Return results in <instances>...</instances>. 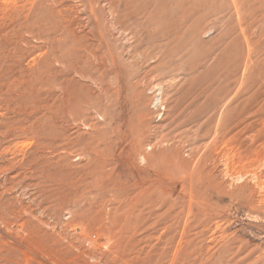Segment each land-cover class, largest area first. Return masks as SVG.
<instances>
[{"label":"rangeland","instance_id":"374dc122","mask_svg":"<svg viewBox=\"0 0 264 264\" xmlns=\"http://www.w3.org/2000/svg\"><path fill=\"white\" fill-rule=\"evenodd\" d=\"M0 264H264V0H0Z\"/></svg>","mask_w":264,"mask_h":264}]
</instances>
